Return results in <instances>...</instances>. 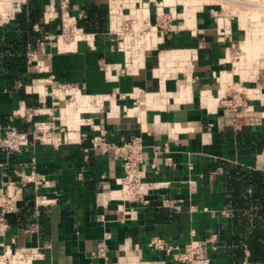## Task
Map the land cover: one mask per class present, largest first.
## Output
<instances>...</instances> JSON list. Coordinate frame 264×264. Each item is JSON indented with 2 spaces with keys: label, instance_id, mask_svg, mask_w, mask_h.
<instances>
[{
  "label": "crops",
  "instance_id": "0c3cea01",
  "mask_svg": "<svg viewBox=\"0 0 264 264\" xmlns=\"http://www.w3.org/2000/svg\"><path fill=\"white\" fill-rule=\"evenodd\" d=\"M87 6L105 10L106 4L105 0H71L70 12L85 18ZM196 23V35L181 31L170 35L163 45L169 50L198 49L191 83L184 93L178 91L181 79L167 81L166 92L158 88L151 75L156 66L155 55L147 57L145 68L137 76L107 80L99 61L103 58L121 61V56L112 52L104 37L97 39L94 48L80 42L75 52H58L55 47H47L51 56L39 58L48 73L24 68V82L12 81L8 70L0 68V134L9 125L20 131L30 130L27 117L18 116L17 111L50 106L48 98L42 104L36 95L14 85L20 81L26 86L33 78L52 74L59 82L76 84L86 94L104 100L102 112L91 115L95 126L104 130L107 140L114 143L141 137L147 180L169 184L166 189L151 192L149 205H133L135 214L127 217L116 210L117 201L101 203L100 193L117 188L122 168L112 154L94 151L86 154L89 136L82 139L81 145L69 144L59 149L33 143L21 153L0 148V187L16 181L15 172L28 169L33 162L47 181L37 190L28 185L19 191L25 199L38 195L50 203L37 209L31 204L26 210L23 209L26 206L22 207L10 233L18 247L41 248L44 258L34 264H120L118 255L122 247L139 250L148 264H179L174 255L176 250L164 255L148 247L152 236L165 239L179 250L192 241L202 242L210 264H244L245 259L247 264H264L251 260L248 244L251 233H264V223L253 225L258 204L252 200L250 185L242 184V190L235 192L234 185L241 180L233 175V172L264 175L260 153L264 126L234 133L230 114L206 109L213 102L204 101L199 95L201 91L214 93L217 88L211 73L220 69L218 62L223 57L224 45L217 42L208 13L198 14ZM57 27L58 21L43 24L44 31H55ZM137 90L143 93L134 102ZM39 91L44 96L47 90L39 88ZM48 118L34 116L38 120ZM82 130L87 129H81V133ZM73 136L77 138L78 134ZM80 173L82 180L78 179ZM161 199L180 200V211L161 207ZM245 216L249 217L248 226L243 224ZM103 240L107 244V257L95 259L93 254Z\"/></svg>",
  "mask_w": 264,
  "mask_h": 264
},
{
  "label": "built area",
  "instance_id": "2783aa9c",
  "mask_svg": "<svg viewBox=\"0 0 264 264\" xmlns=\"http://www.w3.org/2000/svg\"><path fill=\"white\" fill-rule=\"evenodd\" d=\"M27 1L0 0V32L16 20ZM70 3L71 0H50L45 5L40 22L32 26L38 37L33 44H26L23 65L27 70L48 73V68L39 58L40 55L51 56L46 52L47 47H55L58 52H75L80 42L94 48L97 39L104 37L110 42L112 52L121 56V61L106 58L99 61L107 80L137 76L145 68L147 57L155 55L156 66L152 68L151 75L157 80L158 88L166 92L167 81L181 79L178 91L184 93L198 61V49L169 50L163 45L170 35L181 31L196 35V17L206 12L217 42L224 45V52L218 62L220 69L211 73L217 88L214 93L201 91L199 97L213 102L210 107L206 105L207 110L231 115L234 133L264 126V0H105L106 30L102 33H88L79 26L82 15H72ZM53 21H58L57 29L44 31L43 24ZM14 87L36 95L42 104L48 98L50 106L17 111L18 116L27 117L31 128L20 131L14 126H6L0 134L3 151L21 153L31 143L59 149L69 144L81 145L82 139L89 136V145L84 149L86 154L89 151L112 154L122 168V175L116 180L117 188L101 192V203L104 200L117 201L116 210L127 217L135 214L133 205L144 207L151 203L149 196L152 191L168 188V182L147 180L141 137L132 136L123 143H114L107 140L104 130L95 126L91 115L101 113L104 105V100L97 99L99 96L86 94L76 84L59 82L52 74L33 78L26 86L18 81ZM39 88L47 90L44 96ZM142 93V90L135 92L134 102ZM43 115L49 118L34 119V116ZM83 128L87 130L81 133ZM90 131L95 134L89 135ZM260 153L264 159V144ZM165 165H170L169 158L165 159ZM15 174L16 181L0 187V264H34L44 258L41 248L18 247L15 236L10 233L17 224L22 207L31 204L37 209L50 203L38 195L25 199L18 194L19 191L28 185L37 190L47 181L37 172L34 162L28 169ZM78 179L82 180L81 173ZM160 205L178 212L181 201L161 199ZM148 247L164 255H171L176 250L174 255L179 264H210L205 246L199 241H192L179 250L178 246H172L165 239L152 236ZM120 252V264H148L139 250L122 247ZM245 255L248 258L249 252L246 251ZM93 257L106 259L107 244L104 240L98 244ZM244 264H247L246 259Z\"/></svg>",
  "mask_w": 264,
  "mask_h": 264
},
{
  "label": "trees",
  "instance_id": "16d2710c",
  "mask_svg": "<svg viewBox=\"0 0 264 264\" xmlns=\"http://www.w3.org/2000/svg\"><path fill=\"white\" fill-rule=\"evenodd\" d=\"M50 0H28L27 5L23 7L21 13L17 14L16 20L0 32V68L8 70L13 80L24 82L23 59L26 44H33L38 34L33 32L32 26L40 22L44 7ZM85 18L78 22L88 33H102L106 30V12L98 7L87 6L85 9ZM22 79V80H21ZM236 173V174H235ZM241 183L235 184V192L242 190V186L250 185L252 187V200L257 202L258 209L254 215V224L264 223V175L259 172H251L249 175L244 172H233ZM243 184V185H242ZM243 186V187H244ZM29 207L26 206L28 209ZM249 217H244L243 224L248 226ZM264 233L254 232L250 234L248 244L251 251V260L254 262H264Z\"/></svg>",
  "mask_w": 264,
  "mask_h": 264
}]
</instances>
